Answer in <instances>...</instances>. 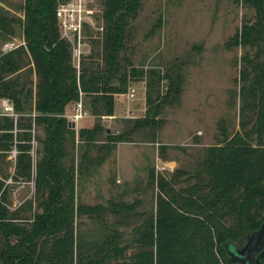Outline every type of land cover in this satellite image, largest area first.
Returning a JSON list of instances; mask_svg holds the SVG:
<instances>
[{"label": "trees", "instance_id": "obj_1", "mask_svg": "<svg viewBox=\"0 0 264 264\" xmlns=\"http://www.w3.org/2000/svg\"><path fill=\"white\" fill-rule=\"evenodd\" d=\"M141 2L102 0L103 64L83 66L78 74L71 64L70 45L60 37L56 1H23L21 27L37 75L35 121L43 126L45 139L40 141L43 148L36 162V210L23 215L25 207L10 211L4 204L5 195L0 201V264H197L201 251L196 240L206 228L213 233L220 258L226 264H242L228 261L225 246L239 244L264 222V0H242L254 10V18L244 21L235 35L244 50L239 89L241 131L205 148L196 163L169 177L150 169L147 186L155 185L157 192L149 211L137 209L139 200H109L104 205L75 202L74 163L65 167L62 162L66 156L63 140L68 136L74 139L75 133L62 115L66 104L78 100L79 91L89 99L93 114L113 115L114 95L126 90V71L119 85L111 83L110 76L120 70L119 53ZM3 25L8 31L10 20ZM16 51L0 58V98H12L14 108L18 104L13 92L19 82L5 79L4 73L20 69ZM128 65L131 76L143 73L130 62ZM165 77L170 81V92L164 100L154 105L147 91L143 119L118 133L109 131L105 135L107 145L95 148L89 144L102 131L101 126L78 130L80 144H85L80 153V172L99 166L117 143L130 142L136 134L146 142L156 141L162 126L161 107L172 92H179V75ZM13 126V119L7 118V129ZM7 137V141L12 139L11 135ZM166 149L159 147L161 159L166 158ZM20 150L17 175L28 177L29 146ZM84 216L101 222L97 240L79 227L77 219ZM128 227L129 238L125 233ZM209 244L207 241L202 250L204 261L210 259L206 253ZM131 248L135 250L129 253Z\"/></svg>", "mask_w": 264, "mask_h": 264}, {"label": "rangeland", "instance_id": "obj_2", "mask_svg": "<svg viewBox=\"0 0 264 264\" xmlns=\"http://www.w3.org/2000/svg\"><path fill=\"white\" fill-rule=\"evenodd\" d=\"M23 1L0 0L9 8L0 4V58L8 53L2 51V46L10 41L19 45L13 50H17L14 56L20 57V69L16 73H4L5 79L18 80L19 86L13 92L17 109L12 98H8L14 116L5 115L0 105V201L5 195L4 204L10 211L25 207L23 215H29L36 210V162L43 148L40 141L45 139V132L35 121L38 115L34 110L37 75L21 27ZM87 4L94 9L96 22L95 27L84 31V41L90 52L80 57L77 68L76 58L72 56L71 64L78 74L83 66L103 64L102 0H87ZM253 18L254 10L245 6L242 0H142L119 53L120 70L112 71L110 76V82L119 85L122 73L126 71V90L114 95L113 115L93 114L89 99L79 91L77 101L82 99L87 114L73 127L74 139L68 136L63 140L66 156L62 162L69 167L73 161L75 167L76 203L104 205L109 200L123 199L128 203L139 200L137 209L149 211L157 192L155 185L147 186L150 169L169 177L176 170L187 169L196 163L205 148L217 145L224 136L230 137L241 131L239 89L244 50L235 35L244 21ZM9 20L11 28L5 31L3 24ZM100 26L103 27L101 31ZM65 40L71 49V42ZM122 57L126 58L123 60ZM128 62L143 73L131 76ZM171 74L179 75V92H172L161 107L162 126L156 141L146 142L141 134H136L130 142L117 143L99 166L80 172V153L85 144H80L78 130L95 124L101 126L102 131L89 144L95 148L107 145L105 135L109 131L118 133L132 126L134 121L143 119L147 91L151 92L154 105L164 100L170 92V81L165 76ZM131 89L134 90L133 98L128 96ZM77 101L65 106L62 116L68 122L67 116L73 113ZM7 118L14 121L12 129L6 127ZM8 135L12 136L10 141L6 140ZM161 145L167 147L165 159L158 154ZM27 146L31 158L30 174L22 177L17 175V158L20 148ZM91 151L95 155L96 151ZM77 223L84 234L93 235L92 240L99 238L100 221L84 216L78 217ZM130 229L128 227L125 232L128 238ZM211 232L206 228L205 234L202 231L196 240L201 251L197 264H226L216 253ZM207 241L210 244L206 253L210 259L204 261L202 250L205 251ZM133 250L135 248L129 253Z\"/></svg>", "mask_w": 264, "mask_h": 264}, {"label": "built area", "instance_id": "obj_3", "mask_svg": "<svg viewBox=\"0 0 264 264\" xmlns=\"http://www.w3.org/2000/svg\"><path fill=\"white\" fill-rule=\"evenodd\" d=\"M57 3L55 9V17L61 37L71 42V54L77 64L79 65V59L82 55H86L90 52L88 44L84 41V31L86 28L95 27L96 15L94 9L88 4L87 0H55ZM101 31L102 26L98 27ZM19 45L14 41L5 43L2 46L3 52H9L17 48ZM78 72V71H77ZM130 98L134 97V90L131 89L128 93ZM82 100V99H81ZM79 100L73 105V113L69 118V121L77 124L81 119L86 116L82 101ZM1 109L7 116H14L13 106L8 98L1 99Z\"/></svg>", "mask_w": 264, "mask_h": 264}, {"label": "water", "instance_id": "obj_4", "mask_svg": "<svg viewBox=\"0 0 264 264\" xmlns=\"http://www.w3.org/2000/svg\"><path fill=\"white\" fill-rule=\"evenodd\" d=\"M73 128L75 124L70 122ZM226 257L230 262L242 264H262L264 258V222L249 232L239 244L229 243L225 246Z\"/></svg>", "mask_w": 264, "mask_h": 264}, {"label": "crops", "instance_id": "obj_5", "mask_svg": "<svg viewBox=\"0 0 264 264\" xmlns=\"http://www.w3.org/2000/svg\"><path fill=\"white\" fill-rule=\"evenodd\" d=\"M1 4V3H0ZM1 5H3V4H1ZM5 8H7V9H9L8 7H6L5 5H3ZM10 24H11V21H10ZM6 31V30H5ZM66 115V114H65ZM69 123H70V121H69Z\"/></svg>", "mask_w": 264, "mask_h": 264}]
</instances>
